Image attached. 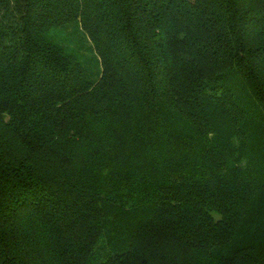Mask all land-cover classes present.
Here are the masks:
<instances>
[{
	"label": "trees",
	"instance_id": "obj_1",
	"mask_svg": "<svg viewBox=\"0 0 264 264\" xmlns=\"http://www.w3.org/2000/svg\"><path fill=\"white\" fill-rule=\"evenodd\" d=\"M0 264H264V0H0Z\"/></svg>",
	"mask_w": 264,
	"mask_h": 264
}]
</instances>
